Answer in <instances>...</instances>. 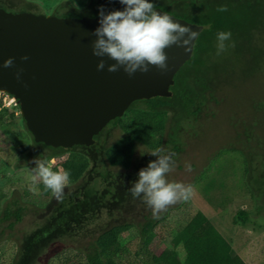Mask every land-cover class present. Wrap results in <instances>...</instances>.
<instances>
[{"label":"trees","instance_id":"trees-1","mask_svg":"<svg viewBox=\"0 0 264 264\" xmlns=\"http://www.w3.org/2000/svg\"><path fill=\"white\" fill-rule=\"evenodd\" d=\"M150 2L154 3L156 9L160 8L203 27L195 42L192 58L180 69L187 78L195 81L183 87L177 80L178 72L173 86L170 87L171 97L134 102L123 117L111 121L94 138L95 143L91 146L64 149L37 143L20 115V123L30 134L34 145L43 151H51L44 157V161L49 162L53 157L60 156L54 170L70 172L69 185L76 188L70 193L64 192L57 210L52 212L40 228L24 238L19 249V260L14 264H30L54 238H67L82 245L70 249L75 257L65 254L67 249L62 251L65 256L64 264H133L126 256L127 236L133 231H136V235L142 240L139 250L134 254L138 262L145 258L147 264H247L202 212L195 213L185 225L181 232L180 244L176 243V247L162 252H158L164 241L157 228L159 221L145 215V223L135 225L121 222L118 216L135 209V204L140 209L146 206L141 199H134L127 190L138 180L141 170L136 167L137 149L143 147L150 152L163 149L166 153H175V160L185 146L181 140L185 125L190 127L189 121L197 122L201 115L206 114L208 104H219L216 94L220 88L218 87L217 91L206 84V80L211 78L210 72L223 74L229 71L231 76H236L247 71L256 73L258 69L264 70V0ZM220 6H226L227 11H217ZM0 8L13 13L44 14L37 11V6L29 0H0ZM101 8L107 14L111 11H122L124 5L119 3V0H89L84 8H78L69 2L57 6L52 15L61 18L98 17ZM219 32H230L231 38L225 42L226 50L218 55ZM252 107V120L244 121L238 126L239 119L235 113L232 119L236 122L235 128L239 127L236 129L235 143L245 142V149L240 151L248 153L247 180H251L248 178L250 173L260 175L261 180L258 179L253 185L259 188L264 186V127L261 131L258 129L261 124L259 118H264V97L253 102ZM17 109L19 110V105ZM7 117L10 123H14L16 111L1 109V136L9 126L5 121ZM110 129H119L123 136L107 145ZM234 147L233 145L230 149L238 150ZM28 150V147L16 146L14 155H24ZM258 157L260 166L255 169L254 164ZM108 166L121 168L123 171L115 175L114 172L107 171ZM95 173L103 180L101 190L90 181L94 179ZM42 186L44 185L40 187ZM25 195L26 198L47 201L48 206L51 202L49 197L53 198L50 190L40 192L37 197L30 191ZM76 197L80 199L76 201ZM14 206L16 209L12 210ZM22 211L23 207L18 206L16 202L7 204L0 223L14 218L15 221L7 226L12 230L16 223L22 220ZM238 220L246 225L247 212H239Z\"/></svg>","mask_w":264,"mask_h":264},{"label":"rangeland","instance_id":"rangeland-1","mask_svg":"<svg viewBox=\"0 0 264 264\" xmlns=\"http://www.w3.org/2000/svg\"><path fill=\"white\" fill-rule=\"evenodd\" d=\"M29 1L35 4L37 11L44 15H52L55 8L63 3L70 2L75 7L84 8L89 2V0ZM261 59H263V53ZM210 75L211 78L206 80V84L217 91L218 87L220 88L219 93L216 94L219 104L213 102L208 104L206 114L201 115L197 122H188L192 127L185 125L181 138L185 143L183 152L177 155L174 160L175 169L166 177L169 182L192 185L194 192L191 199L186 203L169 206L158 219L153 218L151 209L147 205L140 209L137 204L135 209L118 218L121 222L135 225L145 223V215L159 221L157 228L163 235L164 241L158 252H162L176 247L174 246L176 243L180 244L181 232L185 225L195 213L202 212L232 246L234 252L247 264H264V186L259 188L253 186L260 178V175L256 173H250L248 178L250 177L251 180H247L248 153L240 151L245 149V142L235 143L237 128H235L236 122L232 119L235 113L239 119L238 126L244 121L253 119L252 104L264 97V70L258 69L256 73L247 71L245 74L238 73L236 76H231L229 71L223 74L211 71ZM177 80L183 87L195 81L187 78L183 71H179ZM12 110L18 112L16 120L10 123L7 117L5 121L9 125L8 129L4 130L3 136L0 135V218L3 216L6 205L13 202L23 207V218L12 230L7 226L15 221L14 218L0 223V264H14L19 260L21 242L40 228L52 211L47 201L26 198L27 191H30L32 195L36 194L34 196L37 197V194L45 190L44 186L40 187L43 185L41 181L33 179L32 169L36 167L34 163L36 159L29 156L32 151L22 157L14 155L16 146L28 147L30 151L34 143L30 134L20 123V111L17 107ZM259 119L261 124L258 129L261 131L264 127V118L261 116ZM110 130L107 145L123 136L119 129ZM233 145L238 150L230 149ZM35 149L41 150L38 147ZM150 153L145 148L139 147L136 153V159H138L136 167L142 169L143 158L146 156H152V159L146 163L147 166L149 162L155 161L157 157ZM257 159L258 161L254 164L255 169L260 166L258 165L259 157ZM188 164L191 165V171L186 170ZM55 166L56 162L52 163L53 170ZM108 167L109 171L114 172L115 175L123 171L121 168ZM93 178L90 181L101 190L103 188L101 176L95 173ZM67 186L64 192L68 189ZM49 198L52 200V197ZM15 209L14 206L12 210ZM241 211L248 214L246 225L238 220V213ZM127 239L128 260L133 264H147L145 258L138 262L134 257L142 242L136 235V231L129 234ZM80 244L67 238H54L30 264H64L63 254L75 257L70 249L81 247ZM64 249L67 250L63 253Z\"/></svg>","mask_w":264,"mask_h":264},{"label":"water","instance_id":"water-1","mask_svg":"<svg viewBox=\"0 0 264 264\" xmlns=\"http://www.w3.org/2000/svg\"><path fill=\"white\" fill-rule=\"evenodd\" d=\"M174 22L188 26L197 37L187 46L166 48L168 70L150 67L147 73L129 77L104 57L105 69L97 71L101 58L92 55L91 35L98 17H56L31 12L13 13L0 8V65L14 58L12 68L0 67V93L12 95L35 142L52 148L91 146L107 125L123 117L136 101L171 97L170 87L180 69L192 58L203 30L160 8ZM187 38V37H185ZM27 55L29 59L20 58ZM23 69L20 80L16 72ZM26 85V87H25Z\"/></svg>","mask_w":264,"mask_h":264},{"label":"clouds","instance_id":"clouds-1","mask_svg":"<svg viewBox=\"0 0 264 264\" xmlns=\"http://www.w3.org/2000/svg\"><path fill=\"white\" fill-rule=\"evenodd\" d=\"M119 3L124 5L122 11L105 14L100 9V26L91 33L96 37L91 45L92 55L101 58L96 66L97 71L105 69L103 58L107 57L115 61L107 66L109 73H115L122 68L131 77L136 72L147 73L150 67L164 72L168 70L166 48L176 45L183 47L186 52L190 50L187 46L197 37V32L156 10L150 0H119ZM217 11L226 12L227 7L220 6ZM230 38V32L217 33L218 55L226 50L225 42ZM20 59L27 61L29 57L25 55ZM13 66L12 57L0 65L2 68ZM22 71L23 69H19L16 72L17 81L20 80ZM150 154L157 159L139 171L138 180L127 190L134 199H141L151 209L153 218L158 219L169 206L189 201L194 189L192 185L167 180V174L175 169V153L157 149ZM34 163V181H41L45 191L50 190L57 200H62L64 188L70 183V172L62 169L54 171V161L49 163L38 159ZM186 170L191 171L190 164L186 165Z\"/></svg>","mask_w":264,"mask_h":264},{"label":"flooded vegetation","instance_id":"flooded-vegetation-1","mask_svg":"<svg viewBox=\"0 0 264 264\" xmlns=\"http://www.w3.org/2000/svg\"><path fill=\"white\" fill-rule=\"evenodd\" d=\"M17 107H18V104H17ZM19 111H20V108H19ZM19 114H20V112H19ZM18 115V112H16V116ZM21 115V114H20ZM79 146V145H78ZM75 147V146H74ZM74 147H72V148H70V149H73ZM35 148H37L34 144L33 145H31V147H30V151L28 150V152L26 153V154H24V155H19L18 157H22V156H26V155H28V153H30L31 151V154L29 155V156H33L36 160H38V159H40L41 161H44V157L45 156H47V155H49L50 153H51V151H43L41 148V150L40 151H37L38 149H35ZM36 150V151H35ZM59 159H60V156H56V157H53L50 161H49V163H52L53 161H54V163L56 162V164H57V160L59 161ZM144 160H143V162H142V168H146L147 167V162H148V160H151L152 159V156L151 157H148V156H146L145 158H143ZM107 169V171H109L108 169V167L106 168ZM92 180V179H91ZM80 183H81V181H80ZM69 185V184H68ZM67 188L68 189H66L65 190V193H70L71 191H74L75 190V186H71V185H69V186H67ZM82 196V195H81ZM80 198H78V197H76V201H78ZM58 204H59V200H57L54 196H53V198H52V200H51V202H50V205L49 206H51V209H52V211L49 213V216L45 219V220H47L50 216H51V214H52V212L54 211V210H57L56 209V207L58 206Z\"/></svg>","mask_w":264,"mask_h":264},{"label":"built area","instance_id":"built-area-1","mask_svg":"<svg viewBox=\"0 0 264 264\" xmlns=\"http://www.w3.org/2000/svg\"><path fill=\"white\" fill-rule=\"evenodd\" d=\"M17 107L15 98L7 93H0V111L3 108L13 109Z\"/></svg>","mask_w":264,"mask_h":264}]
</instances>
